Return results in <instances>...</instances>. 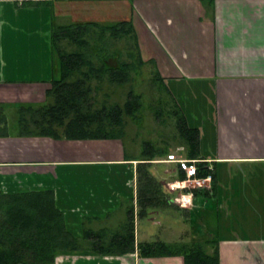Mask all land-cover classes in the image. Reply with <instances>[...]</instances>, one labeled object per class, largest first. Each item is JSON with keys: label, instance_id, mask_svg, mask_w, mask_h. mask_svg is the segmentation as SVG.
<instances>
[{"label": "crops", "instance_id": "1", "mask_svg": "<svg viewBox=\"0 0 264 264\" xmlns=\"http://www.w3.org/2000/svg\"><path fill=\"white\" fill-rule=\"evenodd\" d=\"M123 20L132 22L143 59L169 86L188 125L200 130L199 154L217 176L209 198L185 191L187 186L169 189L183 179L180 172L168 178L166 168L156 174V165L168 163L157 156L151 170L181 209L169 207L143 219L160 225L163 215L185 225L197 216L199 226L187 231L186 240H203L201 232L217 238L219 264H264V0H44L30 6L0 0V124L1 115L7 123L6 134L0 132V191L52 190L77 237L83 236L84 222L93 229L118 228L129 201L138 211L141 147L135 151L125 137L22 136L19 124L9 127L11 110L48 100L58 76L54 23ZM174 193L185 198L177 202ZM204 212L209 220L199 217ZM223 217L242 233L217 234ZM139 219L136 215L138 243L183 238V229L175 226L159 234L154 227L141 230ZM209 223L216 224L211 232ZM53 264H184V258L61 254Z\"/></svg>", "mask_w": 264, "mask_h": 264}, {"label": "trees", "instance_id": "2", "mask_svg": "<svg viewBox=\"0 0 264 264\" xmlns=\"http://www.w3.org/2000/svg\"><path fill=\"white\" fill-rule=\"evenodd\" d=\"M40 1L44 0H24V5H36ZM122 40L124 47H119ZM51 45L58 76L52 80L45 103L19 107L20 135L57 139L124 138L125 118L135 121L144 105L142 94L134 90L133 80L143 66L153 65L142 57L132 22L54 23ZM153 74L155 82L163 83L158 72L154 70ZM128 84L131 88L125 102L112 101V87ZM166 89L173 98L170 89ZM1 116L0 132L5 135L7 123ZM176 127L179 138L189 146L188 158L195 160V176L212 178L210 187L185 191L212 197L216 169L199 154L200 130L188 125L182 111L176 117ZM143 149L142 161L137 166L138 211L134 201H129L126 219L116 229H93L84 222L83 236L77 237L67 228L64 212L57 207L52 190L9 194L0 191V264H53L61 254L121 256L135 252L140 257L180 255L184 264H219V240L215 237L203 240L183 237L173 243L160 239L136 241V215L144 218L169 207L181 209L165 189V183L151 170L152 161L162 156L164 150L149 140L144 142ZM179 172V179H186L181 166ZM183 211L189 214L185 208Z\"/></svg>", "mask_w": 264, "mask_h": 264}, {"label": "rangeland", "instance_id": "3", "mask_svg": "<svg viewBox=\"0 0 264 264\" xmlns=\"http://www.w3.org/2000/svg\"><path fill=\"white\" fill-rule=\"evenodd\" d=\"M119 47H124V41H120L118 43ZM153 72H154V65L146 64L143 66L140 70V73L135 76L133 87L136 93H141L143 96V108L140 112V117H137L134 121L130 118H125V138L127 139V142L133 147L135 151H138L139 147H141V152H143L144 148V142L145 141H153L156 143L160 148L164 150V156L163 159L168 162L164 164H158L154 167V172L158 174V169L160 171L164 172L166 168V174L168 175V178L171 174L176 173L179 174L180 165L178 161H169L168 157L169 155H175V160H191L188 158V152L187 147L184 146V142L181 141L179 136L177 135V127H176V117L177 115L181 114L182 109L180 110L181 106L180 103L177 102L176 98L173 96L174 100L177 102H174L172 96L167 92V89L169 86L166 85L164 82L154 81L153 80ZM131 86L125 85L122 87H112L113 95L111 100L116 101L118 103L123 104L127 98V93ZM169 89V88H168ZM176 105V106H175ZM175 107V108H174ZM173 109L179 113H176L173 111ZM10 111V110H9ZM19 111L17 110H11L10 111V118H9V127L12 129L18 128V116H16V113ZM160 158V157H158ZM179 168V169H178ZM187 173V172H186ZM163 175V174H162ZM186 186L189 188L194 187L193 184L188 178L186 177ZM173 187L172 183L168 186ZM197 188V187H194ZM172 189V188H171ZM174 197L180 198L181 196L178 194H173ZM178 200L184 199L185 197H182ZM184 204V203H183ZM180 205L182 206V203L180 202ZM154 214L150 215V218H152ZM188 215V214H187ZM242 214H233V220L237 217L242 218ZM204 217L205 220H209L210 213H201L199 217ZM149 219H139V227L141 230H144L145 227H154V230H158L159 234L162 229L165 228V226H175L179 229H183V233H180L179 236L184 237L185 239H188L187 237H190L188 232L195 231L193 228L196 229L199 226V218L195 216V219L193 221H190L187 224H182L181 222L177 223V221L172 220L169 217L161 216L160 217V225H154L153 223L149 222ZM157 219V218H156ZM227 219L223 217L220 224V230L216 228V224L212 225L209 223V225H206V228L211 232L213 231L212 228H216L217 234L219 235H230L234 234L235 231H241V230H234L232 227H236L234 223H232V226L229 225V222L226 221ZM203 224V223H202ZM204 225V227H205ZM202 226V225H201ZM211 227V228H210ZM237 228V227H236ZM188 231V232H187ZM242 233V231H241ZM202 239L205 238V234H202Z\"/></svg>", "mask_w": 264, "mask_h": 264}, {"label": "built area", "instance_id": "4", "mask_svg": "<svg viewBox=\"0 0 264 264\" xmlns=\"http://www.w3.org/2000/svg\"><path fill=\"white\" fill-rule=\"evenodd\" d=\"M169 161H178L179 165L187 172V178L190 180L193 184L194 187L200 188V187H206L208 183L212 181L211 176H208L206 178H199L196 177V165H195V160H175V155H169L168 157ZM186 180H182L179 182V185L176 183L173 185V187H181L185 188L186 187ZM192 187V188H194Z\"/></svg>", "mask_w": 264, "mask_h": 264}]
</instances>
